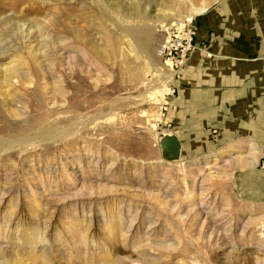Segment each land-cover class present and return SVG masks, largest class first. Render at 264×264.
<instances>
[{
  "label": "rangeland",
  "instance_id": "1",
  "mask_svg": "<svg viewBox=\"0 0 264 264\" xmlns=\"http://www.w3.org/2000/svg\"><path fill=\"white\" fill-rule=\"evenodd\" d=\"M10 1L0 0V264H264V191L239 179L256 162L237 161L260 148L183 125L181 73L161 119L144 94L139 48L163 67L168 32L190 5L216 0H35L39 11L17 12Z\"/></svg>",
  "mask_w": 264,
  "mask_h": 264
},
{
  "label": "crops",
  "instance_id": "2",
  "mask_svg": "<svg viewBox=\"0 0 264 264\" xmlns=\"http://www.w3.org/2000/svg\"><path fill=\"white\" fill-rule=\"evenodd\" d=\"M210 9L198 18V49L181 71L175 103L182 124L196 125L202 133L213 131L214 144H253L261 154L264 0H216ZM206 133L201 135L205 140ZM241 171V181L264 191V170Z\"/></svg>",
  "mask_w": 264,
  "mask_h": 264
},
{
  "label": "bare ground",
  "instance_id": "3",
  "mask_svg": "<svg viewBox=\"0 0 264 264\" xmlns=\"http://www.w3.org/2000/svg\"><path fill=\"white\" fill-rule=\"evenodd\" d=\"M28 2H32L31 3L32 5L28 4V5H26V7L21 8L22 10H27V11H32V10L34 11V10H36V11H39L41 9V5L39 3L36 4L35 0H13V1H10L9 3H6L5 2V5H7L8 8H10L13 12H17V11H19V8H20V6L22 4H25V3H28ZM145 4H146V6L149 5V3H145ZM0 7H2V6H0ZM209 8H211V6L210 5H207V4H203V5H200L198 7H195L193 5H190V7L188 9V12L184 15L183 21L186 20V21H189L190 23L191 22L193 23V21L196 18H199V17L203 16L204 14H206L209 11ZM143 9H144V12L148 11V9H146V8H143ZM14 14H13V16H14ZM171 15L172 14L170 13L169 10L163 11L161 14H157V15L156 14H152L150 16V22H151L152 27H160V28L162 27V28H164L165 27V24H164L165 22L164 21H167ZM177 25L179 26V28L187 27V24L186 23L185 24H181L180 23V24H177ZM39 31H41V30H39ZM41 36H42L41 34H37L33 39L34 40H37ZM30 38H31V36L29 34H27V38L26 39H30ZM44 38H48V36L45 35ZM168 39H169V32H168V36H167V40L166 41H168ZM52 44L55 45V43H52ZM139 49L141 50V52L144 53V56H145V58H144L145 59L144 70L148 73V76H149V79L148 80L151 82V86L148 87L145 90L144 94L146 95V98L148 99V101H151L153 104L158 105V106H155L156 108H159V107L161 108V105L166 102L165 101L166 100V94L167 95H172V93L174 92V90H172V88H173L172 86L173 85H170L168 83H170V82H175L176 83V81H178L176 79L178 77L177 75H179L181 73V71H182L181 69L186 65V63H188L187 62V59L189 57L188 56H187V58L184 57L176 69H174V66L171 67L172 69H168L167 67H164L165 65L163 67L157 66L153 62V59L150 57V55L145 50H143L141 48H139ZM169 63H170V61H169ZM178 70H179V73H178ZM168 103L169 102H166V104H168ZM169 108H170V104H169ZM157 110L154 111V113L151 115V116H153L151 118L156 119V120L157 119H161V117L164 116V114L163 115H159V112H157ZM147 112H149V111H147ZM144 114H145V112L142 113V116ZM58 118H60V117L54 118L52 120V122L53 123L54 122H57L58 123V121H60V120H58ZM69 119L70 120L71 119H76V116L75 115L74 116H71ZM0 120H2V121L7 120V117H6V114L5 113H2V112L0 113ZM84 120L85 119H82V121H80V123H81L80 126H82V122ZM149 121H151V120H149ZM151 127L153 128V130H155L157 126H156L155 123H152L151 124ZM76 131H77V128L76 129L66 130V131H63V132L61 131L60 133L54 134V136H51L50 138H48V140H52L53 141L55 139L57 140V139H62V138H66V139L67 138H71L72 136H74V134H76L75 133ZM163 132H162L164 134L163 137L169 138L170 135H169V133H167L168 131H163ZM44 139H46V138H43V137H40V139L39 138H25L24 141L22 140L20 142L22 144H20V143H18V144H19V146H21V145L24 144L25 149H23L22 151L27 150V149H31L32 150L34 148H37V146L40 145L39 143L42 142V140H44ZM162 146H163V148H162L163 158H165L167 160H171L172 159V155H171V153H169V140H168V144L167 145H164L163 144ZM3 152H7V151L6 150L0 151V154H3ZM252 152L255 155H258L259 154L256 151H252ZM237 161L238 162H243L245 165L250 166V167H253L255 165V162L257 164V161L258 160L257 161H254V159L253 160H249V159H247V157H245V155H240V157H238ZM260 260L262 262H264V257H263V259L260 258Z\"/></svg>",
  "mask_w": 264,
  "mask_h": 264
},
{
  "label": "built area",
  "instance_id": "4",
  "mask_svg": "<svg viewBox=\"0 0 264 264\" xmlns=\"http://www.w3.org/2000/svg\"><path fill=\"white\" fill-rule=\"evenodd\" d=\"M185 23L187 24V27L183 28H179V26L177 25L180 23L175 24L173 27V29L175 28L174 32H169L168 41H166V39L165 42L161 44L158 50V56L163 59L165 65L164 67H167L168 69H172V66H174V69H176L182 59L184 57H187L189 55V52L194 49L193 28L190 26L189 21L182 20L181 24ZM166 102H169V100ZM166 102L161 105V108L159 107L160 115H163L169 107V104H166ZM256 168L264 169V152L261 153L257 161ZM260 235L264 240V226L260 228Z\"/></svg>",
  "mask_w": 264,
  "mask_h": 264
},
{
  "label": "water",
  "instance_id": "5",
  "mask_svg": "<svg viewBox=\"0 0 264 264\" xmlns=\"http://www.w3.org/2000/svg\"><path fill=\"white\" fill-rule=\"evenodd\" d=\"M162 140H163V142H164V141H167V140H171V137H170V136H169V138L164 137Z\"/></svg>",
  "mask_w": 264,
  "mask_h": 264
}]
</instances>
